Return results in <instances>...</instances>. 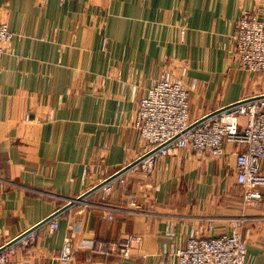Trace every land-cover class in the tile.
Wrapping results in <instances>:
<instances>
[{
	"label": "crops",
	"instance_id": "1",
	"mask_svg": "<svg viewBox=\"0 0 264 264\" xmlns=\"http://www.w3.org/2000/svg\"><path fill=\"white\" fill-rule=\"evenodd\" d=\"M262 8L264 0H0L14 33L0 59V244L142 153L135 111L154 80L168 75L188 89L191 120L259 93L229 54L237 18ZM234 149L226 144L217 159L176 150L149 174L127 169L109 191L58 214L52 233L38 228L9 264H174L191 236L237 228L245 264H264V198L243 204ZM128 238L124 257L118 243Z\"/></svg>",
	"mask_w": 264,
	"mask_h": 264
},
{
	"label": "built area",
	"instance_id": "2",
	"mask_svg": "<svg viewBox=\"0 0 264 264\" xmlns=\"http://www.w3.org/2000/svg\"><path fill=\"white\" fill-rule=\"evenodd\" d=\"M13 36L7 22L0 20V59ZM233 39V56L240 69L264 77V8L242 12L235 22ZM134 127L140 133L143 151L128 164L135 162L129 169L149 174L160 158L176 150L217 159L225 156L226 144H233L235 180L243 204L253 206L263 200L264 89L191 120L188 89L164 75L154 80L145 97L139 100ZM108 183L104 185L106 191L111 188ZM56 218L57 215L42 225L49 233L58 227ZM31 229L0 244V264H9L16 247L34 242L38 228ZM131 241L128 238L118 243L122 256H128ZM246 251V242L237 228L231 234L214 237L191 236L173 257L174 264H245ZM71 257V238L65 237L60 260L68 261Z\"/></svg>",
	"mask_w": 264,
	"mask_h": 264
},
{
	"label": "water",
	"instance_id": "3",
	"mask_svg": "<svg viewBox=\"0 0 264 264\" xmlns=\"http://www.w3.org/2000/svg\"><path fill=\"white\" fill-rule=\"evenodd\" d=\"M135 163V162H134ZM134 163L126 166L124 169L120 170L118 173H116L115 175H113L112 177H110L109 179H106L105 181H103L102 183H100L99 185H96L95 187H93L92 189H90L89 191H87L85 194H83L82 196H80L78 199H74L69 201L64 207H62L60 210H58L57 212H55L53 215L47 217L46 219H44L43 221H41L40 223H38L37 225H35L34 227H32L31 230L37 229L40 226H42L45 222H47L49 219H51L53 216H56L58 214H60L63 210L73 206L75 203L81 201L84 197H86L87 195H89L90 193L96 191L97 189H99L100 187L104 186L105 184H107L108 182H110L111 180L115 179L116 177L120 176L124 171H126L127 169H129ZM16 240V239H14ZM13 240V241H14Z\"/></svg>",
	"mask_w": 264,
	"mask_h": 264
},
{
	"label": "rangeland",
	"instance_id": "4",
	"mask_svg": "<svg viewBox=\"0 0 264 264\" xmlns=\"http://www.w3.org/2000/svg\"><path fill=\"white\" fill-rule=\"evenodd\" d=\"M182 30H184L185 31V28L184 27H180V33H181V31ZM185 34V33H184ZM184 34H181V36H184ZM233 48H234V43L232 44V50L230 51V54H229V59H230V63H234L235 65H237L238 66V68H240L239 67V65H238V63L236 62V60H235V58H234V56H233ZM200 72L202 71V69L201 68H199L198 69ZM231 72V71H230ZM241 72H243L244 74H246V76H248V77H250V79L251 78H254V83H256L257 84V86L260 88V89H264V77L263 76H261V75H255V74H251V73H247V72H245V71H241ZM250 82V81H249ZM250 84V83H249ZM248 84V85H249ZM240 87L242 86L241 84L239 85ZM256 85H255V87H256V89H255V91H257V87ZM252 93V92H251ZM244 96H246V95H244ZM243 97V96H242ZM206 156V155H205Z\"/></svg>",
	"mask_w": 264,
	"mask_h": 264
}]
</instances>
